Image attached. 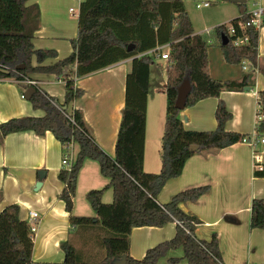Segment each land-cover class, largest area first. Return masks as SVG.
I'll use <instances>...</instances> for the list:
<instances>
[{
	"label": "trees",
	"instance_id": "obj_1",
	"mask_svg": "<svg viewBox=\"0 0 264 264\" xmlns=\"http://www.w3.org/2000/svg\"><path fill=\"white\" fill-rule=\"evenodd\" d=\"M27 1L0 0V79L15 80L22 95L28 87L33 86L34 91L27 100L34 109H42L44 115L11 117L1 122L0 143L2 137L9 133L31 130L39 136L50 131L61 144L71 142L77 146L70 167L61 168L57 174L64 184L58 197L69 212L71 225L84 228L95 219L101 229H106V235L102 237L104 257L99 261H84L78 257L74 246L65 240L60 243L63 251L61 262H34L29 224L19 218V206L10 204L0 211V264H110V260L122 256H125V264H159L169 250L178 248L182 249V256L168 257L166 264H181L182 261L185 264H224L217 249L216 235L213 234L210 240L198 238L194 229L199 219L180 207L182 202L197 199L208 190V186L182 190L167 203H159L157 194L167 180L180 175L185 160L193 153L226 147L250 137L225 129L231 112L221 99L214 111L215 129H185L179 118L180 110L174 105L179 84L184 79L190 81L191 90L185 103V107H188L203 98L219 97L221 91H239L244 86L252 85V71L243 73L239 80H216L210 76L207 57L209 34L193 33L183 0H83L77 14L76 37L70 39L72 51L52 64H45L47 58L56 57L57 53L52 49L34 47L31 40L39 27V8L35 3L28 5ZM242 18L246 20L249 16L245 14ZM238 22V18L231 21L232 34L224 24L212 27L209 32L216 35L227 64L240 65L246 61L254 65L258 29L245 26L242 30ZM222 34L228 38L226 44H222ZM242 35L247 36V42L234 45L233 40ZM167 43L166 107L160 139V169L152 173L143 169L145 109L152 62L150 55L134 57L125 75L124 106L113 156L95 142L81 110L70 112L67 105L84 92L74 85V77ZM129 44L132 45L127 50ZM33 57L35 65L32 64ZM17 65H23V68L16 69ZM70 67H73V73ZM259 71L264 76V69ZM29 73L62 76L65 86L63 102L47 94L37 83H25ZM257 95L258 109L262 115L257 128L263 131L264 89L258 91ZM191 145L197 148L193 150ZM85 159L96 160L101 175L108 178L104 188L91 189L85 194L95 217L71 214L77 175ZM254 175L264 176L263 168L255 170ZM106 188L112 192V200L108 203L102 201ZM173 221V237L146 249L141 258L129 254L132 228L161 227ZM249 227L264 229V198L251 200Z\"/></svg>",
	"mask_w": 264,
	"mask_h": 264
},
{
	"label": "crops",
	"instance_id": "obj_2",
	"mask_svg": "<svg viewBox=\"0 0 264 264\" xmlns=\"http://www.w3.org/2000/svg\"><path fill=\"white\" fill-rule=\"evenodd\" d=\"M82 1H27L28 5L35 3L39 8V27L31 40L34 47L52 49L57 53L56 57L47 58L45 64H52L72 51L70 39L76 37L77 14ZM183 1L185 6L187 0ZM195 5L197 7V3ZM209 6V3L207 6L202 4V7ZM257 6H264V0H244L239 3L220 0L213 8V11L219 13L213 24L226 26V23L230 22L231 25V21L237 18L240 24L244 20L242 16H250V12ZM192 28L193 33L209 34L207 57L209 73L213 79L239 80L243 73L255 70L252 71L254 80L248 90H224L220 92L219 97L203 98L180 110L179 118L184 128L195 131L215 129L214 111L218 100L221 99L231 112V118L225 124L227 131L247 136L258 132L261 136L257 128V94L264 89V76L259 71L264 69V21L257 28L256 63L251 65L245 62L246 69H243L241 64L229 65L224 61L216 35L209 32L212 27ZM162 45L165 44L156 45L154 48ZM154 48L120 59L97 71L74 77V85L82 88L84 92L72 100L67 109L70 112L74 109L81 110L95 142L110 156L114 155L124 106L125 75L134 57L150 55ZM32 64H36L34 57ZM69 70L73 73L74 69L70 67ZM28 78L34 80L39 88L57 98L60 103L63 102L65 86L62 76L29 73ZM162 95L160 97L147 94L146 99L143 169L152 173H157L160 169V139L166 107L164 91ZM43 115L42 109H34L22 96L15 80L0 79V123L11 117ZM149 127L153 128L158 136V148L152 159L148 158ZM76 151L77 146L74 143L61 144L50 131L39 136L31 130H25L2 137L0 211L7 205L17 204L19 218L22 220L28 219L29 211L37 213L38 218L32 220L36 223V230L32 234L34 262H61L63 251L60 243L65 240H73L72 243L77 248L82 243L84 247H80V254L86 260L99 261L104 257L101 233L98 234L101 228L96 220L93 219L91 225L84 228L71 225L69 212L65 210L63 200L58 197L64 185L57 176L63 168L61 160L65 153H68L72 160ZM256 163L264 170V144L259 142L257 136L253 144L241 140L226 147L197 151L185 160L179 176L166 181L157 194V201L167 203L182 190L208 186V190L197 199L180 203L184 212L194 215L200 221L195 224V235L200 239L210 240L215 234L217 249L224 264H264V229L249 227L251 200L264 198V176L254 175ZM37 181H40L41 185L35 190ZM72 204L71 214L86 216L74 214L73 197ZM86 217H95V213ZM174 234V221L161 227H134L129 234V254L137 259L141 258L146 249L170 239ZM76 252L79 254V248ZM180 256L181 248L169 250L166 257L159 260V264H166L168 257ZM181 264L185 262L182 261Z\"/></svg>",
	"mask_w": 264,
	"mask_h": 264
},
{
	"label": "rangeland",
	"instance_id": "obj_3",
	"mask_svg": "<svg viewBox=\"0 0 264 264\" xmlns=\"http://www.w3.org/2000/svg\"><path fill=\"white\" fill-rule=\"evenodd\" d=\"M203 1L205 0H187L185 3L186 12L189 16V19L194 29H200L202 27H208V28L214 27L213 23L215 21V18L219 14L213 11V8L218 3H220V0H207V2L210 4L209 7H202ZM196 3L199 4L201 7H196L195 5ZM154 22L156 23L157 21ZM154 22H151L153 26L155 25ZM228 25H230V22L226 23V26ZM165 50L166 47L164 48L163 51ZM150 57L152 59V62L150 63L149 66L148 94L150 96L155 95L162 97L163 96L162 91H164L163 84L166 78L167 62L165 59H161L160 57H157L153 53L150 54ZM241 65H243V62ZM233 70H237V69L233 68ZM260 134H263V131H260ZM157 137H158L157 134L154 133V129L149 127L147 132V139H148V156H149L148 158L150 159L154 157V154H156V149L158 148ZM146 172H150V171H146ZM107 183H108V178L101 175L99 171L98 162L94 159H85L76 179V185L73 194L74 205H75L74 214L92 216L94 213L91 207L89 206L85 194L87 193V191L91 189L104 188ZM111 200H112L111 189L106 188L102 195V201L108 203L111 202ZM105 230L106 229L98 230L99 231L98 234L101 233V237H103L104 235H106ZM80 239L81 237L79 236V240ZM72 241L69 242L72 243ZM74 247L76 250L79 248V256H78L79 258L81 257L84 261L87 262L92 261V260H86V258H84L80 254V249H81L80 247H84L82 243L79 244L78 248L75 245Z\"/></svg>",
	"mask_w": 264,
	"mask_h": 264
},
{
	"label": "built area",
	"instance_id": "obj_4",
	"mask_svg": "<svg viewBox=\"0 0 264 264\" xmlns=\"http://www.w3.org/2000/svg\"><path fill=\"white\" fill-rule=\"evenodd\" d=\"M203 6H207L208 3L204 2L202 3ZM200 5L197 4V7H199ZM70 11H72V8H70ZM264 21V6H257L256 8H254L251 12H250V16L248 19L243 20L240 23V28L243 30L245 28V26H254L255 28H258L261 23ZM228 32L230 34L233 33V27L230 25L228 28ZM247 36L246 35H242V36H237L234 40H233V44L234 45H241V44H245L247 42ZM166 47V50H164V48ZM168 50H169V44H165L162 46H157L156 48H154V50L152 51L153 54H155L157 57H160L161 59H167L168 58ZM245 62H243V69H246V66L244 65ZM255 69L251 70L254 71ZM25 83L27 84H35L36 82L34 80L31 79H27L25 80ZM23 96V95H22ZM262 120V115L259 112V109L257 110V122L259 123ZM258 134V133H257ZM256 133H253L252 136L249 137V139L243 138L242 141H247L251 144H253L256 136L259 138V142L264 144V130H263V134H261V136L257 135ZM72 163L71 157L68 153H65L63 155V158L61 160V164L63 165V167L65 169H68L70 167ZM255 169L256 170H261L262 166H260V164L256 163L255 164ZM38 218V215L36 212L34 211H29L28 212V219L26 220L29 224V228L30 231L32 232V234L35 232L36 230V223L32 220H35Z\"/></svg>",
	"mask_w": 264,
	"mask_h": 264
},
{
	"label": "water",
	"instance_id": "obj_5",
	"mask_svg": "<svg viewBox=\"0 0 264 264\" xmlns=\"http://www.w3.org/2000/svg\"><path fill=\"white\" fill-rule=\"evenodd\" d=\"M225 1H230V2H244V0H225ZM221 39H222V44H226L228 42V38L225 35H221ZM132 44H129L127 46V50L130 49ZM23 68V65H17L16 69H21ZM3 72H8L7 69H2ZM243 89L248 90L249 87L248 86H244ZM191 90V84L190 81L188 79H184L178 86L177 88V94H176V98H175V102L174 105L177 109L182 110L185 107V103H186V99H187V95ZM34 91V87L30 86L28 87L24 93H23V97H25L26 99L29 98V96L31 95V93ZM65 108V107H64ZM263 128H264V122H263ZM1 132H0V137H1ZM197 147L196 145H191V149L195 150ZM41 185L40 181H37L35 183V190H37ZM110 264H125V256H122L121 258H114L112 260H110Z\"/></svg>",
	"mask_w": 264,
	"mask_h": 264
}]
</instances>
